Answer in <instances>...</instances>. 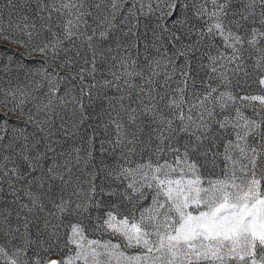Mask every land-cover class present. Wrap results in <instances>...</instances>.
Wrapping results in <instances>:
<instances>
[{
    "label": "snow or ice",
    "instance_id": "6c2138e0",
    "mask_svg": "<svg viewBox=\"0 0 264 264\" xmlns=\"http://www.w3.org/2000/svg\"><path fill=\"white\" fill-rule=\"evenodd\" d=\"M0 264H264V0H0Z\"/></svg>",
    "mask_w": 264,
    "mask_h": 264
}]
</instances>
